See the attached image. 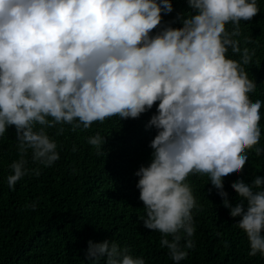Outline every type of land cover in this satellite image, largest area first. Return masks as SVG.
Returning <instances> with one entry per match:
<instances>
[{
    "label": "clouds",
    "instance_id": "clouds-1",
    "mask_svg": "<svg viewBox=\"0 0 264 264\" xmlns=\"http://www.w3.org/2000/svg\"><path fill=\"white\" fill-rule=\"evenodd\" d=\"M186 2L191 11L177 14L182 26L173 28L161 25L162 14L173 11L171 0H0V136L14 126L18 153L7 184L12 190L25 176L41 174L27 166L29 153L44 167L59 160L48 129L59 135L65 124L88 129L112 116L139 118L159 101L146 125L157 130L151 161L134 173L143 227L160 233L174 264L185 260L196 247L194 210H203L186 178L206 174L229 215L240 217L248 255L264 256V176L231 183L235 206L222 180L242 171L246 150L264 154L257 146L264 101L250 100L256 84L244 67L254 50L236 39L240 23L260 8L257 0ZM229 50L240 59L228 58ZM87 142L106 155L99 133ZM26 207L36 210L37 203ZM86 259L145 264L109 239L89 240Z\"/></svg>",
    "mask_w": 264,
    "mask_h": 264
},
{
    "label": "trees",
    "instance_id": "trees-1",
    "mask_svg": "<svg viewBox=\"0 0 264 264\" xmlns=\"http://www.w3.org/2000/svg\"><path fill=\"white\" fill-rule=\"evenodd\" d=\"M171 3L173 11L162 14L161 25L171 22V27L179 28L182 24L177 14L183 16L191 10L186 0ZM257 3L259 13L240 23V36L236 37L241 48L254 50L251 61L244 66L248 78L256 84L255 92L249 93L252 102L264 101V0ZM226 27L231 29L230 24ZM246 38L250 42L246 43ZM226 55L240 59L230 50ZM158 103L139 118L112 116L103 122L94 121L88 129L81 125L73 130L65 124L59 135L56 128L48 129V135L57 142L59 160L44 167L33 164L29 153L27 166L39 167L41 174L25 176L12 190L7 177L12 174L9 165L18 159V153L15 127H7L0 136V264H91L86 259L88 241L105 239L128 246L130 254L142 257L145 264H174L167 248L160 247V233L144 228L139 219L144 215V205L134 175L141 165L146 167L151 161L153 150L149 145L157 130L146 125ZM260 114L261 138L257 146L264 148V103ZM97 133L105 139V156H98L96 148L87 142ZM246 151L248 160L242 171L222 178L232 206L239 202L230 187L232 182L243 179L250 183L255 176H264V154L256 156L254 150ZM186 182L203 210H194L196 231L192 239L196 247L188 250L180 264H264V256L259 253L248 255L246 234L236 226L240 217L229 215L208 176L190 173ZM33 202L37 203L36 210L26 207Z\"/></svg>",
    "mask_w": 264,
    "mask_h": 264
}]
</instances>
